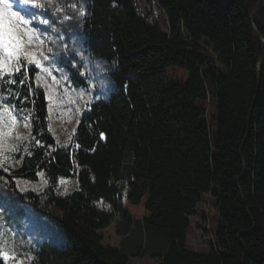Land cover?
<instances>
[{
  "label": "trees",
  "instance_id": "trees-1",
  "mask_svg": "<svg viewBox=\"0 0 264 264\" xmlns=\"http://www.w3.org/2000/svg\"><path fill=\"white\" fill-rule=\"evenodd\" d=\"M155 1L168 34L140 15L137 0H69L59 5L66 18L45 24L55 40L44 63L56 78L87 90L88 59L110 83L103 98L81 102L61 136L35 72L20 84L22 70L5 85L21 101L27 96L10 102L28 126L0 175L36 181L42 173L46 188L32 196L54 212L65 237L60 246L42 244L32 264H264V44L248 21L257 0ZM253 25L264 39V0ZM60 181L72 189L54 194ZM204 195L220 224L202 255L185 245ZM112 223L117 248L98 234Z\"/></svg>",
  "mask_w": 264,
  "mask_h": 264
},
{
  "label": "rangeland",
  "instance_id": "rangeland-1",
  "mask_svg": "<svg viewBox=\"0 0 264 264\" xmlns=\"http://www.w3.org/2000/svg\"><path fill=\"white\" fill-rule=\"evenodd\" d=\"M69 0H37L44 5L42 9H34L29 6V10L35 12L32 17V26L39 28L44 44L54 42L55 38L48 31L42 20H49L55 15H62L65 19V9L59 7ZM139 13L149 22L156 24L160 30L168 34L167 21L163 11L158 7L155 0L145 2L137 0ZM49 6H53L51 9ZM21 6L16 4L14 9H20ZM68 19V18H67ZM66 19V20H67ZM47 23V24H48ZM39 25V26H38ZM43 26V28L41 27ZM49 46V45H48ZM26 49L33 50L32 45H26ZM49 49L51 47L49 46ZM41 51L45 52L42 47ZM202 51L211 56L210 49L202 45ZM86 60V70L90 71L92 79L87 90H78L72 87L62 74L61 77L53 80L51 76L43 74L37 79V83L42 86L49 98V112L51 119V127L58 136L62 135L65 127L72 126L76 121V113L81 109L82 101H89L93 97L95 99L103 98L106 90L110 88V83L105 75V70L98 61ZM49 66V65H48ZM52 69L54 68L50 65ZM52 79L56 86L53 87L49 82ZM70 85V87L68 86ZM84 95L81 96V92ZM94 93L95 96L92 94ZM206 122L209 124L210 130L214 131L215 127L211 122L214 114V108L211 104L206 103ZM2 111V109H0ZM5 120H10L5 114ZM24 122L10 124L11 136L6 138L7 148L0 152V161L2 164H11L17 151L11 149L19 145L27 131ZM12 164L11 166H15ZM60 189L54 194L67 193L72 189V184L67 181H60ZM46 188V183L42 175H38L36 181H28L20 178L9 179L0 175V206L3 207L7 216L0 218V241L3 242L2 251L7 253L9 259L0 256V264H32L33 252L42 244H55L60 246L65 241L64 233L58 223L52 217L54 212L49 210L43 199H35L32 194L39 198V194ZM101 210L109 211L108 205L101 202L96 204ZM190 229L187 233V242L185 248L187 251L195 254H206L211 237L214 236L217 227L220 224L218 210L215 201L209 195H204L201 202L196 206L195 215L188 218ZM113 223L98 232L102 237V245L105 247L117 248L120 237L114 232ZM127 264H156L148 259H129Z\"/></svg>",
  "mask_w": 264,
  "mask_h": 264
},
{
  "label": "snow or ice",
  "instance_id": "snow-or-ice-1",
  "mask_svg": "<svg viewBox=\"0 0 264 264\" xmlns=\"http://www.w3.org/2000/svg\"><path fill=\"white\" fill-rule=\"evenodd\" d=\"M16 4L20 5L21 8L14 9ZM29 6L34 9H42L44 7L37 0H0V109H2L0 111V152L7 148L5 141L6 138L11 136L10 124L18 122V110L14 104H11L10 97H14L17 103H23L27 100V96H25L24 100L21 101L19 92H14L11 87L5 88V85H15L18 79L17 74L22 70L24 78L19 80L20 84H24L25 80H31L30 72H35L37 79L45 73L47 76H51L53 80L57 79L53 75V69L44 63L50 60L48 54L43 51L25 50L26 45H32L38 49L44 45L40 29L32 26L31 18L35 17L36 13L30 11ZM80 14L84 15L83 8H81ZM41 23L47 24L48 21L42 20ZM48 52L50 53L51 49H48ZM80 75L83 76L84 73L81 72ZM68 86L70 87V85ZM29 94H36L35 89L31 85L29 86ZM84 94V91H82L81 96ZM5 114L10 117V120H5ZM24 119L26 120L27 118L25 117ZM25 126L27 127L28 125L26 124ZM101 137H103V133H101ZM69 140H71V137ZM36 143L39 145L40 141L37 140ZM67 146V144L64 145V147ZM11 150L18 151L19 149L17 146ZM0 165H2V161H0ZM61 182L63 183L64 181ZM2 212L3 207L0 206V213ZM2 247L3 242L0 241V256L7 261L9 256L2 251Z\"/></svg>",
  "mask_w": 264,
  "mask_h": 264
},
{
  "label": "water",
  "instance_id": "water-1",
  "mask_svg": "<svg viewBox=\"0 0 264 264\" xmlns=\"http://www.w3.org/2000/svg\"><path fill=\"white\" fill-rule=\"evenodd\" d=\"M261 1L262 0H257L256 4L248 18L249 24H250V30L252 35L255 37V39L259 40L262 44H264V39H262V37L260 36V34L256 31L254 25H253V21H254V17L256 15V13L259 11L260 5H261ZM264 64V57L261 58L258 62L259 66H262Z\"/></svg>",
  "mask_w": 264,
  "mask_h": 264
},
{
  "label": "built area",
  "instance_id": "built-area-1",
  "mask_svg": "<svg viewBox=\"0 0 264 264\" xmlns=\"http://www.w3.org/2000/svg\"><path fill=\"white\" fill-rule=\"evenodd\" d=\"M106 212H108V213H109V211H106ZM210 239H211V242H213V237H211Z\"/></svg>",
  "mask_w": 264,
  "mask_h": 264
},
{
  "label": "crops",
  "instance_id": "crops-1",
  "mask_svg": "<svg viewBox=\"0 0 264 264\" xmlns=\"http://www.w3.org/2000/svg\"><path fill=\"white\" fill-rule=\"evenodd\" d=\"M114 227V226H113Z\"/></svg>",
  "mask_w": 264,
  "mask_h": 264
}]
</instances>
